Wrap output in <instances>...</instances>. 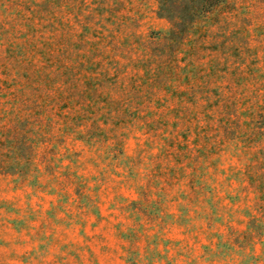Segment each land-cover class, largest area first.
<instances>
[{
  "label": "rangeland",
  "instance_id": "rangeland-1",
  "mask_svg": "<svg viewBox=\"0 0 264 264\" xmlns=\"http://www.w3.org/2000/svg\"><path fill=\"white\" fill-rule=\"evenodd\" d=\"M192 6L0 0V264H264V0Z\"/></svg>",
  "mask_w": 264,
  "mask_h": 264
},
{
  "label": "trees",
  "instance_id": "trees-1",
  "mask_svg": "<svg viewBox=\"0 0 264 264\" xmlns=\"http://www.w3.org/2000/svg\"><path fill=\"white\" fill-rule=\"evenodd\" d=\"M210 1V0H191V2L193 3V6L191 8V13L194 15L195 13H197L198 11H201V12H206L207 10H205V5L206 3ZM214 4V3H213ZM176 18H174L172 21H173V26L175 24H177V20H175ZM16 149V148H15Z\"/></svg>",
  "mask_w": 264,
  "mask_h": 264
}]
</instances>
